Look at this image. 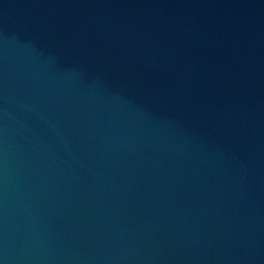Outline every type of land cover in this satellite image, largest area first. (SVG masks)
I'll return each instance as SVG.
<instances>
[{
    "label": "water",
    "instance_id": "95a60500",
    "mask_svg": "<svg viewBox=\"0 0 264 264\" xmlns=\"http://www.w3.org/2000/svg\"><path fill=\"white\" fill-rule=\"evenodd\" d=\"M0 264H264V0H0Z\"/></svg>",
    "mask_w": 264,
    "mask_h": 264
}]
</instances>
